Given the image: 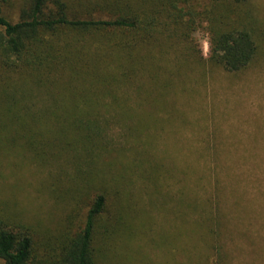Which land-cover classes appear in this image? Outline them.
<instances>
[{
  "label": "trees",
  "instance_id": "16d2710c",
  "mask_svg": "<svg viewBox=\"0 0 264 264\" xmlns=\"http://www.w3.org/2000/svg\"><path fill=\"white\" fill-rule=\"evenodd\" d=\"M7 4L0 0V176L6 157L27 154L49 169L48 196L69 205L62 224L38 238L46 227L0 193V264H101L108 240L131 223L123 170L142 166L108 156L134 147L144 105L163 99L170 75L206 62L244 68L259 47L255 9L250 0H20L12 19ZM146 162L154 183L157 165ZM211 213L196 235L212 250L204 264H226L223 220Z\"/></svg>",
  "mask_w": 264,
  "mask_h": 264
},
{
  "label": "rangeland",
  "instance_id": "374dc122",
  "mask_svg": "<svg viewBox=\"0 0 264 264\" xmlns=\"http://www.w3.org/2000/svg\"><path fill=\"white\" fill-rule=\"evenodd\" d=\"M19 1L8 0L3 11L14 15ZM250 3L258 18L255 57L238 71L206 62L170 75L163 99L144 105L134 147L108 156L129 163L140 158L142 166L135 163L133 174L123 170L133 187L131 223L108 240L101 264L211 261L212 250L196 235L216 209L226 264H264V0ZM193 37L207 57L206 33L198 28ZM146 160L157 165L154 183L147 182ZM4 163L0 193L29 223L46 227L36 237L59 227L69 204L41 187L49 169L20 153Z\"/></svg>",
  "mask_w": 264,
  "mask_h": 264
}]
</instances>
